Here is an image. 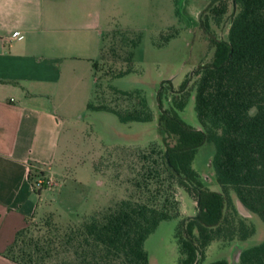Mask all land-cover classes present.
<instances>
[{
  "label": "trees",
  "instance_id": "16d2710c",
  "mask_svg": "<svg viewBox=\"0 0 264 264\" xmlns=\"http://www.w3.org/2000/svg\"><path fill=\"white\" fill-rule=\"evenodd\" d=\"M224 18L226 37L221 38L209 23L220 27ZM200 26L212 55L191 75L199 128L178 114L188 96L187 80L169 94L167 107L161 105L159 90L162 142L128 153L125 197L75 223L59 225L52 213L34 221L29 217L4 257L16 264H148L143 242L160 221L178 216L179 189L195 203L196 212L175 227L176 264H202L211 241L244 240L252 234V226L236 210V199L264 223V0H213ZM175 33L167 31L163 42ZM108 38L91 65L94 84L86 108L111 112L122 123L148 121L151 113L139 91L118 90L101 81L127 72L114 68L117 44L108 46L115 57L108 64L103 60ZM127 40L125 59L130 61L139 35ZM204 142L214 145L210 164L218 191L205 187L192 167L196 148ZM237 264H264V241L239 251Z\"/></svg>",
  "mask_w": 264,
  "mask_h": 264
},
{
  "label": "rangeland",
  "instance_id": "374dc122",
  "mask_svg": "<svg viewBox=\"0 0 264 264\" xmlns=\"http://www.w3.org/2000/svg\"><path fill=\"white\" fill-rule=\"evenodd\" d=\"M103 1L111 15L106 22H111L110 26L114 28L104 33V37L109 34V38L102 51L103 60L108 64L115 57L108 49L113 42L117 44L115 50L118 55L114 68L127 72L101 81L118 90L139 91L151 118L143 122L122 123L111 112L88 110L86 103L92 96L93 71L90 67L86 72L84 64H78L76 72L69 76L71 79L66 80L70 84L61 85L49 97L61 121L60 134L54 158L48 169L43 171L45 187L40 186L42 183H37L34 178L32 181L37 203V212L32 221L52 213L54 222L59 225L75 223L80 217L111 207L125 197L128 153L150 142H162L163 132L157 124L156 95L159 90L161 105L167 107L169 94L183 80H187L186 85L190 87L188 96L178 114L187 125L199 128L191 75L201 62L208 61L212 55L200 20L204 19L206 8L213 0ZM227 22L224 18L220 27L209 23L210 30L225 38ZM169 30L176 33L163 42ZM133 33L139 35V40L132 49L131 60L126 61L129 50L127 38L133 37ZM39 98L48 96L42 94ZM214 150L210 142L199 145L192 159V167L205 187L218 191L210 164ZM44 179L50 180V183L46 184ZM177 199L178 216L160 221L143 242L148 264L177 262L175 227L183 217L193 216L196 212L195 203L183 190L177 191ZM245 217L253 228L252 234L244 240L224 243L211 241L204 249L202 264L214 260L237 264L239 251L264 241V223L260 217L255 213Z\"/></svg>",
  "mask_w": 264,
  "mask_h": 264
},
{
  "label": "crops",
  "instance_id": "0c3cea01",
  "mask_svg": "<svg viewBox=\"0 0 264 264\" xmlns=\"http://www.w3.org/2000/svg\"><path fill=\"white\" fill-rule=\"evenodd\" d=\"M106 9L103 0H0V264H16L3 251L36 214L32 181L56 153L61 121L49 97L99 57L114 29Z\"/></svg>",
  "mask_w": 264,
  "mask_h": 264
},
{
  "label": "water",
  "instance_id": "95a60500",
  "mask_svg": "<svg viewBox=\"0 0 264 264\" xmlns=\"http://www.w3.org/2000/svg\"><path fill=\"white\" fill-rule=\"evenodd\" d=\"M232 4H233V0H232ZM235 207L236 210L238 211L239 214H241L242 216H248L250 213L244 208V206L241 204V202L239 200H235Z\"/></svg>",
  "mask_w": 264,
  "mask_h": 264
},
{
  "label": "built area",
  "instance_id": "2783aa9c",
  "mask_svg": "<svg viewBox=\"0 0 264 264\" xmlns=\"http://www.w3.org/2000/svg\"><path fill=\"white\" fill-rule=\"evenodd\" d=\"M11 36H17L18 38L20 37L18 34H17V32H13L12 34H11ZM50 180H45L44 182L46 183V184H49L50 182H49ZM39 183H43V181H39Z\"/></svg>",
  "mask_w": 264,
  "mask_h": 264
}]
</instances>
